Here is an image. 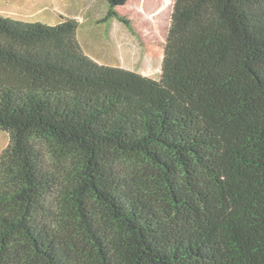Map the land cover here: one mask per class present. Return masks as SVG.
I'll return each instance as SVG.
<instances>
[{"label":"trees","instance_id":"trees-1","mask_svg":"<svg viewBox=\"0 0 264 264\" xmlns=\"http://www.w3.org/2000/svg\"><path fill=\"white\" fill-rule=\"evenodd\" d=\"M140 1L101 22L158 79L0 14V264H264V0H174L162 43Z\"/></svg>","mask_w":264,"mask_h":264},{"label":"rangeland","instance_id":"rangeland-1","mask_svg":"<svg viewBox=\"0 0 264 264\" xmlns=\"http://www.w3.org/2000/svg\"><path fill=\"white\" fill-rule=\"evenodd\" d=\"M173 1L141 0L128 5L132 17L138 15L145 22L149 40L166 41ZM107 3L108 0H0V14L48 25H57L64 19L76 20L82 50L98 64L160 78L163 56L149 57L141 42L121 22H101L108 11ZM10 139V134L0 131V154L9 146Z\"/></svg>","mask_w":264,"mask_h":264}]
</instances>
